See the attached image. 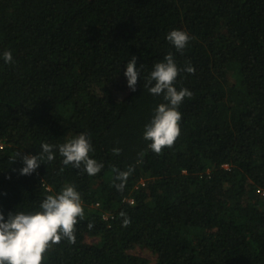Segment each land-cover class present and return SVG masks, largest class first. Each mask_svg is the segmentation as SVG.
Listing matches in <instances>:
<instances>
[{
	"label": "trees",
	"instance_id": "1",
	"mask_svg": "<svg viewBox=\"0 0 264 264\" xmlns=\"http://www.w3.org/2000/svg\"><path fill=\"white\" fill-rule=\"evenodd\" d=\"M174 29L191 37L182 52ZM169 52L175 87L192 96L179 137L156 154L145 126L167 101L144 85ZM80 133L104 165L95 176L62 163L59 145ZM45 142L55 160L21 175ZM66 184L84 218L43 264H264V0H0V211H39Z\"/></svg>",
	"mask_w": 264,
	"mask_h": 264
},
{
	"label": "clouds",
	"instance_id": "2",
	"mask_svg": "<svg viewBox=\"0 0 264 264\" xmlns=\"http://www.w3.org/2000/svg\"><path fill=\"white\" fill-rule=\"evenodd\" d=\"M168 41L177 51H183L188 45L191 37L188 32L174 29L167 36ZM5 63H13V54L9 50L3 52ZM137 57L132 56L127 62L124 75L127 77L128 87L136 90L140 71L138 69ZM188 73H195V68L190 64L183 69ZM181 71L178 68L174 56L169 52L162 61L153 66V70L146 77L151 94L163 95L167 103H160L155 109V115L151 122L145 126L144 139L151 141L149 148L156 154H161L164 148H171L180 135V121L182 114L179 106L185 97H191L192 92L187 88L178 90L175 87L176 78ZM54 145L47 142L41 146L39 154H26L22 157L23 167L19 170L21 175H31L41 165L55 160ZM93 151L90 138L85 133L68 140L59 145V154L63 157L65 166L71 165L76 169L83 170L89 176H95L104 167L90 158L89 153ZM119 153V149L113 150ZM20 156V152L16 157ZM15 159V158H14ZM13 159V160H14ZM134 171L129 167L126 171H119L115 184L118 191H123L129 176ZM39 211L25 213L9 212L5 220L4 213L0 211V264H43L44 254L52 245L59 244L62 240L68 243L76 242L75 226L79 219L84 218V207L80 193L75 185L66 184L58 194L48 195L40 204ZM123 226L127 227L131 220L124 212ZM89 223V229L93 228Z\"/></svg>",
	"mask_w": 264,
	"mask_h": 264
},
{
	"label": "rangeland",
	"instance_id": "3",
	"mask_svg": "<svg viewBox=\"0 0 264 264\" xmlns=\"http://www.w3.org/2000/svg\"><path fill=\"white\" fill-rule=\"evenodd\" d=\"M139 252L144 254L146 257H148L151 261H156L157 259V254L154 253L153 251L151 250H148V249H143V248H140L139 249Z\"/></svg>",
	"mask_w": 264,
	"mask_h": 264
}]
</instances>
